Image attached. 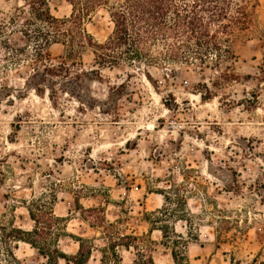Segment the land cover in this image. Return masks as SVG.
I'll return each mask as SVG.
<instances>
[{
	"label": "rangeland",
	"instance_id": "374dc122",
	"mask_svg": "<svg viewBox=\"0 0 264 264\" xmlns=\"http://www.w3.org/2000/svg\"><path fill=\"white\" fill-rule=\"evenodd\" d=\"M47 1L56 17L71 14L68 0ZM21 5L0 0V264H47L13 237L12 227L33 228V202L62 217L52 245L72 256V235L89 241L88 264L137 258L121 245L112 254L95 219L112 223L114 237L144 235L157 264H176L147 218L166 204L175 216L158 225L188 241L189 264H264V0L252 34L234 41L235 58L217 69L167 60L100 66L87 47L70 77H54L41 94L35 44L20 31L22 17L9 21ZM84 26L98 42L113 29L102 6ZM47 51L51 63L62 60L61 44Z\"/></svg>",
	"mask_w": 264,
	"mask_h": 264
},
{
	"label": "trees",
	"instance_id": "16d2710c",
	"mask_svg": "<svg viewBox=\"0 0 264 264\" xmlns=\"http://www.w3.org/2000/svg\"><path fill=\"white\" fill-rule=\"evenodd\" d=\"M22 1L24 5L15 7L9 21L16 24L17 18L22 17L20 31L35 44L38 63L32 76L38 77L34 90L39 94L44 92V84L53 82L54 77L61 74L70 77L77 59L87 47L93 48L95 61L100 66H113L119 60L148 65L167 60L185 64L197 61L205 66L212 64L217 69L222 61L235 58L232 43L252 34L258 5V0H68L72 5L71 14L56 17L51 13L47 0ZM101 6L107 9L113 29L105 41L98 42L87 32L84 21ZM57 43L64 47V55L59 63L53 64L46 57L47 47ZM154 47H161L159 54L154 53ZM261 70L264 73V57ZM81 73L90 74L91 71L79 68L76 75ZM49 90L52 99L54 87H49ZM161 193L165 201L170 202V195ZM45 208L36 202L28 206L33 228L26 231L12 227L16 233L13 237L37 249L47 259V264H58L60 258L67 263L88 264L92 247L87 239L72 235L79 245L77 253L72 256L61 251L55 243L51 244L53 241L49 236L53 223L62 221V217L56 216L51 207ZM79 208L86 213L97 211L96 208ZM170 216H175V211L166 204L157 212L148 214L147 218L152 230H161L163 244L170 245L175 263L189 264L186 254L188 241L183 235L170 232L168 225H158ZM95 220L94 223L99 222L108 234V249L112 254L117 255L119 245L133 247L137 258L132 264H157L144 235L114 237L110 231L112 223H105L104 219Z\"/></svg>",
	"mask_w": 264,
	"mask_h": 264
}]
</instances>
